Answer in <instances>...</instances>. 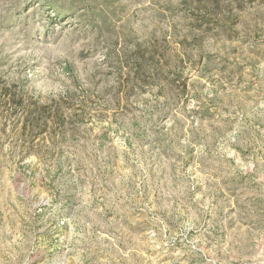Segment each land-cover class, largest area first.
<instances>
[{"label":"rangeland","instance_id":"rangeland-1","mask_svg":"<svg viewBox=\"0 0 264 264\" xmlns=\"http://www.w3.org/2000/svg\"><path fill=\"white\" fill-rule=\"evenodd\" d=\"M0 264H264V0H0Z\"/></svg>","mask_w":264,"mask_h":264}]
</instances>
